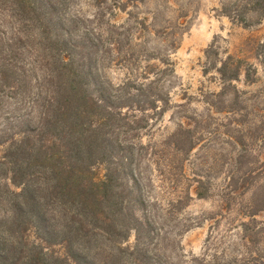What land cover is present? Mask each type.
<instances>
[{"label": "trees", "instance_id": "obj_1", "mask_svg": "<svg viewBox=\"0 0 264 264\" xmlns=\"http://www.w3.org/2000/svg\"><path fill=\"white\" fill-rule=\"evenodd\" d=\"M94 2L102 10L90 17L76 11V0H0V264H176L161 253L171 241L165 220L189 204L191 189L198 198L211 192V170L186 173L205 118L183 116L173 133L144 142L169 110L162 84L172 71L139 40L146 17L135 29L117 26L105 19L108 0ZM220 12L259 23L264 0H223ZM241 62H222V78L232 82L245 71L255 83ZM113 63L128 72L118 84L101 70ZM229 160L239 167L228 169L224 189L230 197L254 186L255 216L264 210V160L245 153ZM174 193L165 206L162 196ZM249 223L242 226L251 238ZM193 262L264 259L215 254Z\"/></svg>", "mask_w": 264, "mask_h": 264}, {"label": "rangeland", "instance_id": "obj_2", "mask_svg": "<svg viewBox=\"0 0 264 264\" xmlns=\"http://www.w3.org/2000/svg\"><path fill=\"white\" fill-rule=\"evenodd\" d=\"M125 1L108 0L110 9L103 4L106 21L135 29L146 17L139 40L154 57L168 59L172 68L162 84L170 94L169 110L151 123L144 142L164 139L178 128L183 116L206 119L186 161V173L193 178L198 169L211 170V192L207 198H198L191 189L189 204L166 218L164 229L171 241L161 253L176 264H194V258L215 254L229 258L252 253L264 259V210L251 216L254 186L230 197L224 189L228 169L238 165L229 160L231 156L245 153L248 160H264V20L247 26L233 22L220 12L223 0H144L126 6ZM94 4V0H76L74 7L92 17L102 10ZM229 57L241 59L256 82L249 84L245 71L238 80H224L219 67ZM102 65V74L111 82L125 80L126 68ZM204 158L207 162L199 166ZM253 181L254 185L261 182L257 176ZM174 197L175 193L162 196L164 205ZM243 222H250L251 238L246 237Z\"/></svg>", "mask_w": 264, "mask_h": 264}, {"label": "snow or ice", "instance_id": "obj_3", "mask_svg": "<svg viewBox=\"0 0 264 264\" xmlns=\"http://www.w3.org/2000/svg\"><path fill=\"white\" fill-rule=\"evenodd\" d=\"M53 208H54V210H55V205H53Z\"/></svg>", "mask_w": 264, "mask_h": 264}]
</instances>
